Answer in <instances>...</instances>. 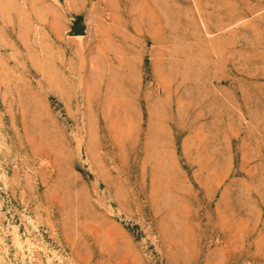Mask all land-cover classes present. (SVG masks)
Masks as SVG:
<instances>
[{
  "label": "rangeland",
  "instance_id": "obj_1",
  "mask_svg": "<svg viewBox=\"0 0 264 264\" xmlns=\"http://www.w3.org/2000/svg\"><path fill=\"white\" fill-rule=\"evenodd\" d=\"M0 264H264V0H0Z\"/></svg>",
  "mask_w": 264,
  "mask_h": 264
}]
</instances>
